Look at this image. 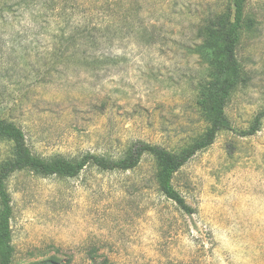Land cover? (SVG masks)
Here are the masks:
<instances>
[{
	"label": "rangeland",
	"instance_id": "1",
	"mask_svg": "<svg viewBox=\"0 0 264 264\" xmlns=\"http://www.w3.org/2000/svg\"><path fill=\"white\" fill-rule=\"evenodd\" d=\"M53 3L0 0V119L34 155L116 160L137 142L177 153L203 135L210 78L193 49L232 0ZM245 14L254 29L226 106L237 130L264 112V0ZM9 152L0 139V162ZM157 170L144 155L128 171L13 174V264H264V119L252 136L221 130L174 175L191 214L162 195Z\"/></svg>",
	"mask_w": 264,
	"mask_h": 264
},
{
	"label": "trees",
	"instance_id": "2",
	"mask_svg": "<svg viewBox=\"0 0 264 264\" xmlns=\"http://www.w3.org/2000/svg\"><path fill=\"white\" fill-rule=\"evenodd\" d=\"M32 1L43 2L45 7H54V0ZM247 2L248 0H232L229 19L209 26L201 44L194 46L193 51L207 63L209 72L210 85L204 89L210 91L211 95L207 109L210 125L202 136L180 152L174 153L159 145L137 142L124 156L116 160L92 153H85L76 160L64 157L44 159L31 152L25 133L20 127L12 121L0 119V139L10 145L8 156L0 162V264H13L14 258L10 225L12 198L8 192L7 181L15 173L31 171L42 177L74 178L88 166L104 171H128L135 169L144 155H151L157 162L156 181L159 191L181 211L193 213V209L175 188L174 175L198 152L211 146L221 130H232L243 137L252 136L260 130L264 119L263 112L258 114L246 129L237 130L232 127L226 114L228 100L242 81L237 50L242 36L254 29L253 20L245 14Z\"/></svg>",
	"mask_w": 264,
	"mask_h": 264
}]
</instances>
